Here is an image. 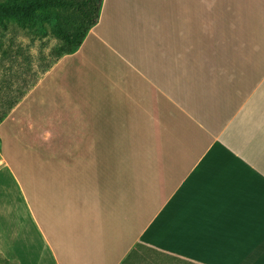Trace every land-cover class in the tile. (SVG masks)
Listing matches in <instances>:
<instances>
[{
  "label": "crops",
  "instance_id": "obj_1",
  "mask_svg": "<svg viewBox=\"0 0 264 264\" xmlns=\"http://www.w3.org/2000/svg\"><path fill=\"white\" fill-rule=\"evenodd\" d=\"M92 92L99 109L76 99ZM0 137L6 262L264 264V0H103Z\"/></svg>",
  "mask_w": 264,
  "mask_h": 264
},
{
  "label": "rangeland",
  "instance_id": "obj_2",
  "mask_svg": "<svg viewBox=\"0 0 264 264\" xmlns=\"http://www.w3.org/2000/svg\"><path fill=\"white\" fill-rule=\"evenodd\" d=\"M0 0V4L13 5V6H28L34 4H40L41 6L37 9H34L32 15H26L21 18L7 17L0 15V58L9 50V48L16 49L17 46L27 47L29 53L36 62L40 63L37 59L43 54L45 56L41 64L46 66L52 61L55 57L53 52L54 48L59 45H65L66 47H71L72 43H75L80 35L83 33L86 26L92 20V13H90V7L87 3L88 0ZM33 3V4H31ZM120 8V7H119ZM153 8L156 9V3ZM123 9H127L123 7ZM69 47V48H70ZM150 49H145L144 43H142L133 53H137V58L141 56L148 57ZM159 52H156V54ZM167 57H170L172 51H164ZM68 79L61 80L59 83L50 84L49 87H45L46 90L51 91V94L54 93V96H57L54 99V105H60L64 103L63 95H65L66 87L67 90L69 86L66 85ZM44 86L40 91L31 99L30 107H33L40 101V93L43 92ZM94 92V90H93ZM83 93L78 96L76 99L79 102L86 103L87 106L94 105L99 109V97H95L94 94ZM39 95V96H38ZM52 104V101H50ZM49 104V105H50ZM15 116V115H14ZM76 119V118H75ZM98 119V118H96ZM76 121L71 122L70 130L76 132V136H79V132L82 131L78 129ZM34 124L29 125L25 130L27 136H31L29 145L25 143L26 147H30L31 150L38 148L51 147L48 135L49 131L54 132H64L65 129L62 126V123H54L52 125L40 124V131L34 130ZM35 129V128H34ZM87 131L96 132L95 136L99 137V127L97 125H92L87 128ZM90 133V132H89ZM84 135V134H83ZM126 144L123 147H127L128 141L125 140ZM76 146H79L77 141H74ZM120 146L116 145L114 148ZM126 149V148H125ZM123 154L126 152L123 151ZM47 155V154H46ZM121 159H126V156L120 155ZM111 157H108L110 160ZM0 264H11L6 262L0 257Z\"/></svg>",
  "mask_w": 264,
  "mask_h": 264
},
{
  "label": "trees",
  "instance_id": "obj_3",
  "mask_svg": "<svg viewBox=\"0 0 264 264\" xmlns=\"http://www.w3.org/2000/svg\"><path fill=\"white\" fill-rule=\"evenodd\" d=\"M102 1H87L90 13L93 14L91 22L86 26L79 39L72 43L71 47L69 46L70 48L65 45L56 46L53 50L55 57L48 65L41 64L45 58L43 54L37 59L40 63L36 62L35 64L28 48L23 46H17L15 50L12 47L9 48L0 58V125L63 56L72 54L81 47L91 28L99 21ZM70 2L72 1L70 0ZM40 6V4H34L16 7L0 4V15L21 18L32 15L34 9ZM136 258H138V253L133 251L123 264H131L132 260Z\"/></svg>",
  "mask_w": 264,
  "mask_h": 264
},
{
  "label": "built area",
  "instance_id": "obj_4",
  "mask_svg": "<svg viewBox=\"0 0 264 264\" xmlns=\"http://www.w3.org/2000/svg\"><path fill=\"white\" fill-rule=\"evenodd\" d=\"M2 164V140H1V137H0V166Z\"/></svg>",
  "mask_w": 264,
  "mask_h": 264
}]
</instances>
